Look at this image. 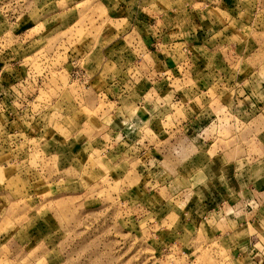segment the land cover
Returning <instances> with one entry per match:
<instances>
[{"label":"rangeland","instance_id":"rangeland-1","mask_svg":"<svg viewBox=\"0 0 264 264\" xmlns=\"http://www.w3.org/2000/svg\"><path fill=\"white\" fill-rule=\"evenodd\" d=\"M232 1L0 0V264H264V0Z\"/></svg>","mask_w":264,"mask_h":264},{"label":"crops","instance_id":"crops-1","mask_svg":"<svg viewBox=\"0 0 264 264\" xmlns=\"http://www.w3.org/2000/svg\"><path fill=\"white\" fill-rule=\"evenodd\" d=\"M192 1H193V2L198 1L199 3H201V2H206V1H207V2H211V3H215V4H217L218 7H220V8H223V7H224V6H223L224 3H226V4H227V3H230V1H231V4H233V1H232V0H192ZM227 8H229V7L224 8L223 11L226 12ZM231 11H232V10H231ZM218 30H219V31H220V30L222 31V29H218ZM210 31H212V32L214 31L212 27L210 28ZM176 34H177V33H176ZM142 40L144 41V46L147 47L148 44H149V43H147V41L150 40V36H147V35L145 36V35H144V36L142 37ZM153 54L156 55V53H153ZM168 61H169L168 59H164V60H162V61H159V63H160L159 65H162V66H163V65H164L166 62H168ZM229 205H230V204H229ZM222 206H224V204H223ZM218 208H219V209H222V208H220V207H218ZM234 209H235V210H234L235 213L239 211V210H237V209H238L237 207H234ZM235 213H234V214H235ZM222 218H224V217H222ZM235 218H238V217L235 216ZM225 222H226V221H225ZM244 224H248V225H250L248 222H244ZM252 239H253V237H252ZM252 239H251L248 243H251ZM246 243H247V241H246L244 244H242L241 246H237V247H238L237 250L240 251V250H242L244 247H245L246 249H248V248H247V247H248V245H247L248 243H247V244H246ZM250 248H251V250H250V251H245V252H247V253H245V254H248V256L250 255V256H251L250 258H252V257H253V255H252V249H253V248H252L251 246H250Z\"/></svg>","mask_w":264,"mask_h":264},{"label":"built area","instance_id":"built-area-1","mask_svg":"<svg viewBox=\"0 0 264 264\" xmlns=\"http://www.w3.org/2000/svg\"><path fill=\"white\" fill-rule=\"evenodd\" d=\"M151 44L153 45V43H149L148 45L150 46Z\"/></svg>","mask_w":264,"mask_h":264}]
</instances>
